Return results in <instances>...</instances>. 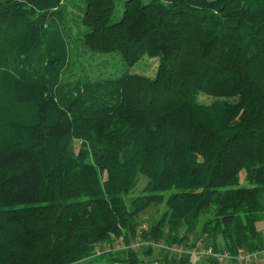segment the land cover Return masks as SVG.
Returning <instances> with one entry per match:
<instances>
[{
  "label": "trees",
  "instance_id": "trees-1",
  "mask_svg": "<svg viewBox=\"0 0 264 264\" xmlns=\"http://www.w3.org/2000/svg\"><path fill=\"white\" fill-rule=\"evenodd\" d=\"M66 1L0 0V264H195L106 251L151 205L144 239L264 254V0H85L88 50L159 61L75 85Z\"/></svg>",
  "mask_w": 264,
  "mask_h": 264
},
{
  "label": "rangeland",
  "instance_id": "rangeland-1",
  "mask_svg": "<svg viewBox=\"0 0 264 264\" xmlns=\"http://www.w3.org/2000/svg\"><path fill=\"white\" fill-rule=\"evenodd\" d=\"M114 1L116 5V13L112 18V23H117L121 20L126 0ZM142 1L146 2L145 0ZM85 6V0H67L65 9L63 10L64 13L69 16L67 23L68 27H66V25L65 29L70 33L72 31L74 34L71 39H66V42L71 43L73 47L75 46V49L72 51L75 64L69 65L63 75L64 80L68 79L70 83L75 85L78 82L83 83L85 81L115 79L126 74L144 75L149 78H154L157 72L158 59H152L145 55L134 65L128 66L124 62L123 55L119 52L94 53L83 45L82 32L84 31V28L81 26V20L85 11ZM199 101L200 103L209 105L214 99L205 94H201ZM147 182L148 181L145 177L139 178L137 188L127 198L128 204L132 199L142 194ZM163 211V205H151L144 212L139 214L138 221L141 222L140 227L146 226L147 228H150L155 225ZM206 219V217L202 218L199 229L202 228ZM257 227L260 231L264 232V221L259 222ZM107 247L105 248L101 246L99 249L103 250L104 248L107 249ZM153 258L154 256L149 260H152Z\"/></svg>",
  "mask_w": 264,
  "mask_h": 264
},
{
  "label": "built area",
  "instance_id": "built-area-1",
  "mask_svg": "<svg viewBox=\"0 0 264 264\" xmlns=\"http://www.w3.org/2000/svg\"><path fill=\"white\" fill-rule=\"evenodd\" d=\"M146 226L140 227L138 229L137 237L130 242V244H125L124 239L118 240L112 247L108 246L106 251H120V250H137V249H159L160 251L172 255V256H189L194 262H198L201 259H211L218 263L225 261L238 262L240 264H257L259 262L261 252L254 253H243L239 256H231L227 252H216L210 246H203L202 244L197 243L196 246H193V243L187 245H169L165 242H158L152 239H144L142 237V232L147 231ZM99 252V251H98ZM97 252V253H98ZM195 263V264H196Z\"/></svg>",
  "mask_w": 264,
  "mask_h": 264
},
{
  "label": "crops",
  "instance_id": "crops-1",
  "mask_svg": "<svg viewBox=\"0 0 264 264\" xmlns=\"http://www.w3.org/2000/svg\"><path fill=\"white\" fill-rule=\"evenodd\" d=\"M196 264H212V263L209 260H207V259H201ZM217 264H240V263L231 262V261H225V262H222V263H218L217 262ZM257 264H264V254H262L260 256L259 262Z\"/></svg>",
  "mask_w": 264,
  "mask_h": 264
}]
</instances>
